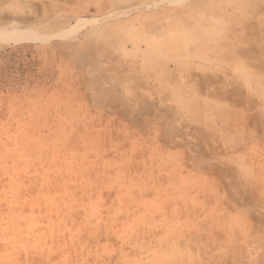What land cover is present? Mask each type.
<instances>
[{
    "label": "crops",
    "instance_id": "obj_1",
    "mask_svg": "<svg viewBox=\"0 0 264 264\" xmlns=\"http://www.w3.org/2000/svg\"><path fill=\"white\" fill-rule=\"evenodd\" d=\"M79 21L77 34H66ZM0 28L62 34L52 41L61 45L62 84L72 88L31 91L0 119L12 136L1 139L0 180L23 169L30 175L16 178L37 179L42 163L62 185L70 171L96 180L110 163L108 177L141 180L132 185L144 219L125 220L131 237L197 238L204 216L222 264H264V0H0ZM74 91L77 122L64 121L66 104L37 107L41 94L48 102ZM9 96L1 95V110ZM199 175L211 196L205 207L196 198ZM220 195L230 197L214 203ZM21 258L16 252L14 262Z\"/></svg>",
    "mask_w": 264,
    "mask_h": 264
},
{
    "label": "rangeland",
    "instance_id": "obj_2",
    "mask_svg": "<svg viewBox=\"0 0 264 264\" xmlns=\"http://www.w3.org/2000/svg\"><path fill=\"white\" fill-rule=\"evenodd\" d=\"M83 25L85 23L79 21L66 34L75 36ZM1 29L3 28H0L1 121L9 115L11 108L27 101L25 98L31 91L53 89L57 93L65 85L72 89L69 83L62 84V69L59 65L63 58L61 45L52 41V38L61 37L62 34L45 36L29 30ZM15 93H20L22 98L13 99L11 96ZM59 93L48 102L45 95L41 94L37 107L45 112L48 104L55 107L53 110L66 104L69 111L64 121L77 122L78 104L81 101L76 97L77 92L74 91V95L70 93V97L64 99ZM1 95H11L2 100L7 104L3 110ZM22 113L27 114L23 118H29L26 107H23ZM44 118L43 115L42 119ZM53 121L61 122L62 116L54 114ZM43 133L45 132H39V139H43ZM7 138H12L11 133L7 135L5 131H1L0 124L2 152L1 143L4 142L1 139ZM10 144L13 149L17 142L12 139ZM201 163L198 170L204 174L205 164ZM10 164L13 166L14 161ZM45 166L44 163L38 166V177L33 180L15 177L16 174L30 175L27 169L20 173L9 170L2 174L7 177H1L0 180L1 264H222L224 261L221 259L222 245L216 238L211 242L212 233L208 232L204 224V216L198 219L197 238H147L142 233L131 237V226L125 220L135 219L137 224H142L144 219L141 209L143 196L136 194L139 189L132 185L141 180L108 177L110 172L104 171V167L111 166L110 163H103V177L96 180L79 179L76 171L68 172L71 178L66 180L64 188L61 179L46 177L49 172ZM18 180L21 185L17 184ZM158 181L151 180V187L159 188L163 181L160 180L159 184ZM30 185L37 186V194L33 187L29 189ZM94 187H98L96 194ZM205 187L206 180L199 175L196 196L199 207L206 206V200L211 198L205 195V191H201ZM223 197L228 200L230 196L220 195L214 203H222ZM158 198L157 194L151 195V205L158 204ZM171 198V204H174L177 198ZM131 203L136 208L129 215L127 208H131ZM33 210L39 216L37 219L31 218L34 217L31 214ZM150 214H155L156 217L158 213L151 211ZM119 215L124 217L118 218ZM46 217L50 225L45 223ZM150 221L155 225L159 224L157 218L155 222L153 218ZM16 252L22 255L21 261L14 262ZM242 262L243 260L240 263Z\"/></svg>",
    "mask_w": 264,
    "mask_h": 264
},
{
    "label": "bare ground",
    "instance_id": "obj_3",
    "mask_svg": "<svg viewBox=\"0 0 264 264\" xmlns=\"http://www.w3.org/2000/svg\"><path fill=\"white\" fill-rule=\"evenodd\" d=\"M130 9V8H129Z\"/></svg>",
    "mask_w": 264,
    "mask_h": 264
}]
</instances>
